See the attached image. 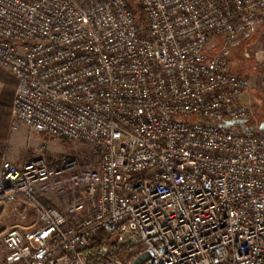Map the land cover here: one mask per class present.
<instances>
[{"label":"built area","instance_id":"2783aa9c","mask_svg":"<svg viewBox=\"0 0 264 264\" xmlns=\"http://www.w3.org/2000/svg\"><path fill=\"white\" fill-rule=\"evenodd\" d=\"M133 2L140 16L130 0H0L12 128L100 155L17 163L0 146V205L38 219L7 230L1 264H264V131L237 125L253 124L252 82L230 68L264 0ZM51 191L76 195L57 207Z\"/></svg>","mask_w":264,"mask_h":264},{"label":"rangeland","instance_id":"374dc122","mask_svg":"<svg viewBox=\"0 0 264 264\" xmlns=\"http://www.w3.org/2000/svg\"><path fill=\"white\" fill-rule=\"evenodd\" d=\"M133 2V0H130ZM135 3V2H133ZM221 44L223 37L219 36ZM230 68L237 74L247 75L252 82L251 89L240 96V101L251 109V123L259 125L264 120V33L254 36L249 42L232 47ZM13 102V101H12ZM11 112V105H5ZM10 135L7 142L0 143L4 153L17 163L44 157L48 161L64 156H76L82 164H96L100 155L95 145L84 141H62L37 133L27 124L20 123L12 128V115L9 127ZM47 140V148L40 152L39 148ZM10 141V142H9ZM75 192L59 195L54 191L48 192L42 201L47 204L63 207ZM38 223L37 213L33 206L23 200L0 205V264L6 253L4 235L12 227L28 229Z\"/></svg>","mask_w":264,"mask_h":264},{"label":"crops","instance_id":"0c3cea01","mask_svg":"<svg viewBox=\"0 0 264 264\" xmlns=\"http://www.w3.org/2000/svg\"><path fill=\"white\" fill-rule=\"evenodd\" d=\"M18 80L7 69L0 66V103L3 105H11L16 89ZM10 142V141H9ZM7 158L16 162L10 158L7 152Z\"/></svg>","mask_w":264,"mask_h":264},{"label":"trees","instance_id":"16d2710c","mask_svg":"<svg viewBox=\"0 0 264 264\" xmlns=\"http://www.w3.org/2000/svg\"><path fill=\"white\" fill-rule=\"evenodd\" d=\"M131 6L135 11L137 16L142 14L141 5L131 2ZM252 39V38H251ZM11 123V112L7 107L0 103V143H5L9 140V127ZM2 160V155L0 154V162Z\"/></svg>","mask_w":264,"mask_h":264},{"label":"water","instance_id":"95a60500","mask_svg":"<svg viewBox=\"0 0 264 264\" xmlns=\"http://www.w3.org/2000/svg\"><path fill=\"white\" fill-rule=\"evenodd\" d=\"M237 125L239 127L247 128V129H251V130L258 129V130L264 131V120L259 125H257V124L248 125L244 122H240ZM148 258H149V255L147 253H144V254L140 255L137 259H135V261L131 264H140V263L144 262L145 260H147Z\"/></svg>","mask_w":264,"mask_h":264}]
</instances>
